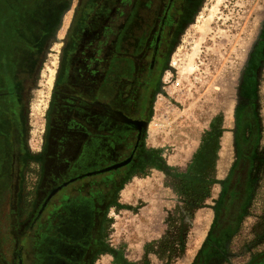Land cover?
<instances>
[{
    "label": "rangeland",
    "instance_id": "1",
    "mask_svg": "<svg viewBox=\"0 0 264 264\" xmlns=\"http://www.w3.org/2000/svg\"><path fill=\"white\" fill-rule=\"evenodd\" d=\"M66 1L77 11V39L87 37L86 24L95 29L117 3L3 0L11 13L6 23L18 28L20 44L25 42L40 52L18 51L17 58L26 56L27 61L18 59L23 67H18L17 78L9 85L20 114L14 121L0 120V264H12L13 252L24 244L25 226L46 189L77 172H70L77 138L68 124L61 126L67 138L55 143L51 156L44 151L53 90L67 82L65 70L71 62V56L67 57L70 45L65 46L70 20L59 21ZM178 13L179 25L148 94L145 112L149 120L139 161L116 178L84 176L65 188L72 192L80 187L82 195L105 201L98 218L100 242L90 264H195L210 232L222 182L237 157L238 128L243 121L251 120L256 149L264 158V0H183ZM90 15L95 20H89ZM137 38L134 34L122 49L132 50ZM45 54L48 60L41 67ZM76 55L73 61L78 64ZM62 58L66 62L60 67ZM2 75L6 76L3 71ZM4 85L3 78L0 88ZM58 100L67 102L64 95ZM172 135L177 142H170ZM207 141L210 146L204 149L202 161L215 182L207 198L186 210L185 216L175 175L187 170ZM259 168L255 198L240 229L225 244L230 255L221 261L218 238L215 252L208 256L210 264H246L255 259L259 263L261 258L264 264V254L261 258L254 255L264 252V240L253 236L257 230L258 235L264 234V225L259 226L264 216V166ZM165 185L173 189L172 195ZM164 191L167 196L161 198Z\"/></svg>",
    "mask_w": 264,
    "mask_h": 264
},
{
    "label": "flooded vegetation",
    "instance_id": "2",
    "mask_svg": "<svg viewBox=\"0 0 264 264\" xmlns=\"http://www.w3.org/2000/svg\"><path fill=\"white\" fill-rule=\"evenodd\" d=\"M182 1L117 0L114 11L95 29L86 24L90 34L81 40L76 37L79 26L74 22L77 11L74 13L65 37V46L70 45L67 57L71 56L69 70H65L67 82L53 90L44 151L51 156L55 143L69 135L61 128L68 124L77 138L70 172H77L46 189L25 226L24 244L13 252L12 264H90L94 258L104 198L82 195L80 187L71 192L65 189L70 182L47 199L48 194L81 174L116 178L139 161L144 137L138 140V128L122 122L118 112L133 120H149L145 112L148 94L179 25ZM89 17L95 20V15ZM134 34L138 35L137 46L123 50ZM72 53L78 54V64ZM62 60L60 67L66 62ZM61 95L67 102L58 100ZM126 158L130 160L125 165L98 172Z\"/></svg>",
    "mask_w": 264,
    "mask_h": 264
},
{
    "label": "trees",
    "instance_id": "3",
    "mask_svg": "<svg viewBox=\"0 0 264 264\" xmlns=\"http://www.w3.org/2000/svg\"><path fill=\"white\" fill-rule=\"evenodd\" d=\"M7 7L8 4H4L3 0H0V51L3 52V58L0 60V80L3 82L4 78L5 81V85L0 88V90L2 89V91H0V103L2 105L0 108V120L14 121L18 119L20 112L18 114V110L15 108L14 92L9 84L15 82L18 67H23V64H17L18 59L24 58V60L27 61L26 56L22 57L20 55V57L17 58V54L20 49L22 51L29 50V52L35 54L36 52L32 49L37 48L27 45L25 42L20 44L21 35L19 34L18 28L9 26L6 23L7 18L11 15V13H8ZM18 9L19 8L14 10L13 13L18 11ZM11 34H13V40H11ZM2 71L5 73V77L2 75ZM7 92H9L8 96ZM238 129L237 157L222 182L219 197L216 199L213 206L214 217L210 226V232L198 251L197 262L195 264H210L208 256L212 252H215V241L218 238L217 248L222 252L221 261L226 260V255H230V251L227 250L225 244L238 232V229H240L241 222L247 215L251 202H253L260 185L259 171L261 170L259 167L264 166V158L260 157L256 149L257 141L254 140V129L251 120L243 121ZM241 129L243 130L242 134L240 132ZM202 146L203 147L198 150V152L196 151V155L191 160L187 170L175 175L178 181V185L175 183V189L183 198V209L185 211H190L198 207L209 195L210 185L215 182L214 179L211 178L212 172L204 168L203 165L205 164L204 161H202V153L204 149L210 146V142L207 141V144L205 143V145L203 144ZM260 218L259 226H263L264 216L261 215ZM226 230H230V232L225 233ZM258 231L259 230H257L253 236L258 239L263 238L261 240L263 241L264 234L261 235V233H259L258 235ZM178 241L179 240H177V242ZM247 246L251 250L254 244L251 242ZM263 254L264 252H258L254 255L261 258ZM257 262L258 260L255 259L246 264H262V258L259 263Z\"/></svg>",
    "mask_w": 264,
    "mask_h": 264
},
{
    "label": "water",
    "instance_id": "4",
    "mask_svg": "<svg viewBox=\"0 0 264 264\" xmlns=\"http://www.w3.org/2000/svg\"><path fill=\"white\" fill-rule=\"evenodd\" d=\"M120 114L121 118L123 120H121L122 122H125L129 125H132V126H135L138 128V140L142 139L144 136H145V132H146V129H147V126H148V121L147 120H133V119H130L128 117H126L125 115H123L122 113H119ZM130 160V158H126L122 161H119V162H116V163H113L109 166H106L102 169H100L98 172H103V171H108V170H111V169H115V168H118L122 165H125L128 161ZM89 174V173H88ZM83 174L81 175H77V176H74L70 179H68L67 181L63 182L62 184L54 187L48 194V197L47 199L52 195L54 194L58 189H60L62 186L66 185L68 182H71V181H74L76 180L77 178H80L82 177Z\"/></svg>",
    "mask_w": 264,
    "mask_h": 264
},
{
    "label": "crops",
    "instance_id": "5",
    "mask_svg": "<svg viewBox=\"0 0 264 264\" xmlns=\"http://www.w3.org/2000/svg\"><path fill=\"white\" fill-rule=\"evenodd\" d=\"M76 12V8L75 7H71V1H66L65 3H63L62 5H61V8H60V11H59V13H60V17H59V21H61V22H64V20L65 21H69V24H68V27H67V29L69 28V26H70V23H71V20L74 18V13ZM71 13V14H70ZM66 14H67V16H66ZM34 52H38L39 50L38 49H32ZM40 52V51H39ZM44 59H43V61H42V63H41V67L43 66V67H45L46 66V60H48V56L45 54L44 55V57H43ZM18 91V90H17ZM20 91V90H19ZM153 130V132L155 133V129H152ZM150 131V130H149ZM156 131H159V130H156ZM148 134H151V132H149ZM169 137V136H168ZM176 136H173L172 135V137H169V138H172L171 140H170V142H174V141H176V140H178L177 138H175ZM177 142V141H176ZM162 147V146H161ZM177 155H180V152L177 154ZM169 190H170V195H172V193L174 192L173 191V189L170 187V186H168V185H165ZM165 195L167 196V194H165V191L163 192V194H162V197L161 198H163V197H165ZM156 200V199H155ZM160 200V199H159ZM183 211H184V215L186 216V215H188L187 214V212L183 209ZM213 220V219H212Z\"/></svg>",
    "mask_w": 264,
    "mask_h": 264
},
{
    "label": "built area",
    "instance_id": "6",
    "mask_svg": "<svg viewBox=\"0 0 264 264\" xmlns=\"http://www.w3.org/2000/svg\"><path fill=\"white\" fill-rule=\"evenodd\" d=\"M176 85H178V83H176Z\"/></svg>",
    "mask_w": 264,
    "mask_h": 264
}]
</instances>
